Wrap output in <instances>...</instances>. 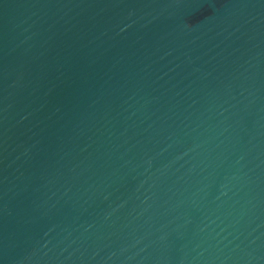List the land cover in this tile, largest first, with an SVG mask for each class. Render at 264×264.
Instances as JSON below:
<instances>
[{"label": "water", "instance_id": "1", "mask_svg": "<svg viewBox=\"0 0 264 264\" xmlns=\"http://www.w3.org/2000/svg\"><path fill=\"white\" fill-rule=\"evenodd\" d=\"M0 264H264V0H0Z\"/></svg>", "mask_w": 264, "mask_h": 264}]
</instances>
